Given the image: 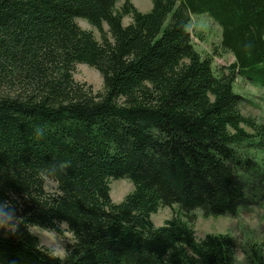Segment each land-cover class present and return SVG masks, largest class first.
<instances>
[{
  "label": "trees",
  "instance_id": "16d2710c",
  "mask_svg": "<svg viewBox=\"0 0 264 264\" xmlns=\"http://www.w3.org/2000/svg\"><path fill=\"white\" fill-rule=\"evenodd\" d=\"M152 3L0 0V216L23 217L0 230V264L236 263L230 235L197 238L194 212L235 217L264 200V126L234 91L238 78L264 88V0ZM201 15L221 28L214 55L235 59L218 73L189 31ZM79 64L102 74L101 92L75 80ZM122 179L134 191L116 204ZM162 207L180 215L157 227ZM63 224L60 258L31 229Z\"/></svg>",
  "mask_w": 264,
  "mask_h": 264
},
{
  "label": "rangeland",
  "instance_id": "374dc122",
  "mask_svg": "<svg viewBox=\"0 0 264 264\" xmlns=\"http://www.w3.org/2000/svg\"><path fill=\"white\" fill-rule=\"evenodd\" d=\"M129 1L144 14L149 13L153 7L152 0ZM123 3L124 1L118 3L117 10L121 9ZM76 22L83 30L92 32L98 41L101 40L100 32L87 21L77 19ZM123 22L127 26L132 19L126 16ZM104 29L107 31L108 26L104 25ZM189 31L196 50L205 57L213 58L217 73L234 63L235 59L231 54L214 55L216 47L221 42V28L209 16H193ZM75 80L80 84H88L95 93L101 92L104 87L102 74L96 68L85 64L76 66ZM234 91L245 101L241 107L242 114L254 119L258 125L264 126V88L256 82L238 78L234 84ZM256 156L260 169L264 170V149L260 150ZM48 187L52 189L55 185L50 182ZM110 187L112 200L116 204L122 203L134 191V184L127 179L111 180ZM260 201L262 202L258 204L242 206L235 217L203 218L199 212H194L197 238L203 239L208 235H230L236 243L235 264H251V258H254L252 253H257L264 259V200L260 199ZM179 215L177 207H162L151 216V221L155 226L160 227ZM60 228L61 234L37 227L32 228L31 231L40 239L43 246L53 250L56 256L64 258L66 247L73 242V235L67 231L65 224Z\"/></svg>",
  "mask_w": 264,
  "mask_h": 264
},
{
  "label": "clouds",
  "instance_id": "9594fccd",
  "mask_svg": "<svg viewBox=\"0 0 264 264\" xmlns=\"http://www.w3.org/2000/svg\"><path fill=\"white\" fill-rule=\"evenodd\" d=\"M0 204L4 206H8L10 202L8 201H0ZM13 207V212L8 214L7 216H0V230H3L4 233H12L14 234L21 223H23V217L17 214L15 207Z\"/></svg>",
  "mask_w": 264,
  "mask_h": 264
}]
</instances>
